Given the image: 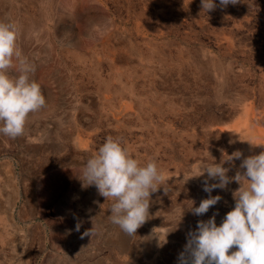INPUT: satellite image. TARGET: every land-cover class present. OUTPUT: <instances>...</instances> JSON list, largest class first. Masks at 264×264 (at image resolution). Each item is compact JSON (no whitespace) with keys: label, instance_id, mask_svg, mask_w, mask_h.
<instances>
[{"label":"rangeland","instance_id":"obj_1","mask_svg":"<svg viewBox=\"0 0 264 264\" xmlns=\"http://www.w3.org/2000/svg\"><path fill=\"white\" fill-rule=\"evenodd\" d=\"M216 4L206 12L201 0H0V22L16 25L29 79L46 99L23 135L0 134V264L102 260L93 247L119 226L97 224L84 169L64 155L101 129L165 175L131 236L139 248L122 264H178L185 248L174 239L188 241L217 211L219 225L234 208L232 180L213 189L222 198L207 213L193 214L192 201L209 196L205 181L218 180L190 176L201 160L241 151L223 164L233 177L264 152V0ZM7 71L20 74L15 58Z\"/></svg>","mask_w":264,"mask_h":264},{"label":"clouds","instance_id":"obj_2","mask_svg":"<svg viewBox=\"0 0 264 264\" xmlns=\"http://www.w3.org/2000/svg\"><path fill=\"white\" fill-rule=\"evenodd\" d=\"M235 4L237 0H219L220 6ZM206 12L217 7L216 0H201ZM18 29L10 22H0V134L11 138L21 136L30 113L42 108L46 99L39 83L29 79L34 66L24 57L18 46ZM14 58L20 66V74L12 76L7 71ZM242 156L235 151L220 163L208 159L197 165L198 177L207 173V178L217 183L204 184L208 198L190 210L200 216L220 200L219 194L211 195L213 189H224L232 180L239 183L234 190L235 206L216 222L217 212L206 221L197 222L179 255L178 264H264V152L242 160L235 176L227 175L226 161ZM87 185H95L101 196L112 201L110 221L127 235H135L149 216L150 194L165 183V175L156 160L141 163L118 137H108L95 154L86 161L83 172ZM82 181V180H81ZM83 183V181H82ZM184 211H181L182 219ZM77 229L80 225L77 224ZM88 233H85L87 235ZM236 250L229 251L234 248Z\"/></svg>","mask_w":264,"mask_h":264},{"label":"crops","instance_id":"obj_3","mask_svg":"<svg viewBox=\"0 0 264 264\" xmlns=\"http://www.w3.org/2000/svg\"><path fill=\"white\" fill-rule=\"evenodd\" d=\"M107 138L108 137L105 133V130L101 129L93 135L92 142L88 148H85L84 146H76L75 152L73 154L64 152L68 163H74V166L77 168L79 167L80 170L85 169L86 161L95 154L99 146ZM127 148L129 149L128 146ZM132 155L140 160L141 163H144V159L141 155H139L138 151L136 154ZM89 186L91 192L96 195L97 206L95 210L98 216L97 224L107 227L108 224L111 223L109 215L112 201L110 199L106 200L105 197L101 196L95 185ZM173 243L177 244L179 247L185 248L187 241H185L183 238L176 237ZM139 245L140 243L138 238L131 237L118 228L117 231L115 230V232H110V234L107 237H104L103 240L97 241L93 247V256L97 257L98 259H102L100 261L98 260V264H122L123 259L127 256L129 247L131 246L133 249H138Z\"/></svg>","mask_w":264,"mask_h":264},{"label":"bare ground","instance_id":"obj_4","mask_svg":"<svg viewBox=\"0 0 264 264\" xmlns=\"http://www.w3.org/2000/svg\"><path fill=\"white\" fill-rule=\"evenodd\" d=\"M1 21V20H0ZM236 133V132H235ZM250 144V143H249Z\"/></svg>","mask_w":264,"mask_h":264}]
</instances>
